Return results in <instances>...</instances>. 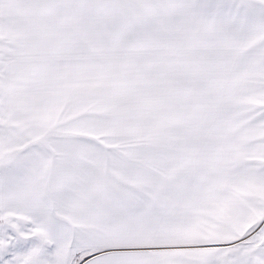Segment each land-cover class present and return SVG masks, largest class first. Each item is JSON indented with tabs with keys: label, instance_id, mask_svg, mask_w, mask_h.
<instances>
[{
	"label": "snow or ice",
	"instance_id": "snow-or-ice-1",
	"mask_svg": "<svg viewBox=\"0 0 264 264\" xmlns=\"http://www.w3.org/2000/svg\"><path fill=\"white\" fill-rule=\"evenodd\" d=\"M0 264H264V0H0Z\"/></svg>",
	"mask_w": 264,
	"mask_h": 264
}]
</instances>
